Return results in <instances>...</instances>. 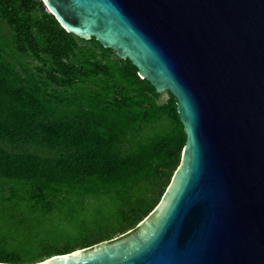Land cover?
I'll return each mask as SVG.
<instances>
[{"label":"trees","instance_id":"1","mask_svg":"<svg viewBox=\"0 0 264 264\" xmlns=\"http://www.w3.org/2000/svg\"><path fill=\"white\" fill-rule=\"evenodd\" d=\"M176 103L41 0H0V262L136 230L181 163Z\"/></svg>","mask_w":264,"mask_h":264},{"label":"water","instance_id":"2","mask_svg":"<svg viewBox=\"0 0 264 264\" xmlns=\"http://www.w3.org/2000/svg\"><path fill=\"white\" fill-rule=\"evenodd\" d=\"M41 1L68 32L169 91L186 141L136 230L0 264H264V0Z\"/></svg>","mask_w":264,"mask_h":264},{"label":"rangeland","instance_id":"3","mask_svg":"<svg viewBox=\"0 0 264 264\" xmlns=\"http://www.w3.org/2000/svg\"><path fill=\"white\" fill-rule=\"evenodd\" d=\"M163 100L165 101L166 105H169V104H170V98L167 97V95H164V96H163ZM49 235L52 236L51 231L48 232V236H49Z\"/></svg>","mask_w":264,"mask_h":264}]
</instances>
